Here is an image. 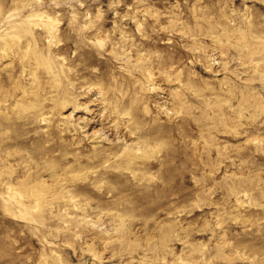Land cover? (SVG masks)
Segmentation results:
<instances>
[{
  "label": "rangeland",
  "instance_id": "rangeland-1",
  "mask_svg": "<svg viewBox=\"0 0 264 264\" xmlns=\"http://www.w3.org/2000/svg\"><path fill=\"white\" fill-rule=\"evenodd\" d=\"M0 264H264V0H0Z\"/></svg>",
  "mask_w": 264,
  "mask_h": 264
}]
</instances>
